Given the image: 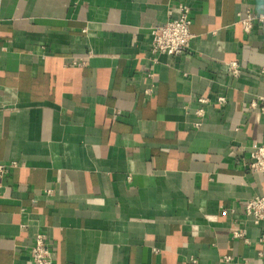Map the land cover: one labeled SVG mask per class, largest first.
Masks as SVG:
<instances>
[{"label":"crops","instance_id":"1","mask_svg":"<svg viewBox=\"0 0 264 264\" xmlns=\"http://www.w3.org/2000/svg\"><path fill=\"white\" fill-rule=\"evenodd\" d=\"M180 4L188 52L155 57L151 30ZM246 11L264 0H0V164H16L0 178V264H33L38 233L53 264H264V223L243 215L264 196L248 168L264 22L245 33ZM220 96L193 127L197 98Z\"/></svg>","mask_w":264,"mask_h":264},{"label":"built area","instance_id":"2","mask_svg":"<svg viewBox=\"0 0 264 264\" xmlns=\"http://www.w3.org/2000/svg\"><path fill=\"white\" fill-rule=\"evenodd\" d=\"M255 22H264V14L246 11L244 16L238 21L245 33L251 31ZM150 34V51L153 56L156 57L162 54L170 56L185 55L188 52L191 40L194 38L190 8L185 4H180L177 17L171 18L162 25L153 27ZM226 67L229 77L234 79L240 77L242 68L236 61L226 63ZM149 77H152V75L150 74ZM259 101L261 103L260 112L264 114V97H260ZM196 103L198 108L194 112L196 120L193 122V127L198 128L202 125L205 118V107L213 104L222 106L226 103V99L220 96L212 101L207 97H198ZM256 106L255 102L251 103V107L254 108ZM249 158V171L255 174H264V143L252 145L249 148ZM15 166V163L0 164V178L7 175ZM50 193V190L46 191V194ZM243 215L245 221L253 225L264 223V196L256 195L248 199L243 207ZM231 236L234 239H243L248 242L244 230L240 227H231ZM260 242L264 243V234L260 237ZM53 252L54 250L48 237L43 233H38L30 248V261L33 264H53ZM231 260L230 256H222L220 264H230ZM189 263L199 264L195 259H190Z\"/></svg>","mask_w":264,"mask_h":264}]
</instances>
